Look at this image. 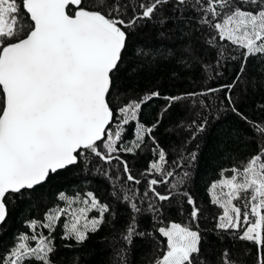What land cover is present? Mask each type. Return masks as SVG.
Masks as SVG:
<instances>
[{
    "label": "snow or ice",
    "instance_id": "snow-or-ice-1",
    "mask_svg": "<svg viewBox=\"0 0 264 264\" xmlns=\"http://www.w3.org/2000/svg\"><path fill=\"white\" fill-rule=\"evenodd\" d=\"M148 25L181 43L151 51L133 45V36ZM128 56L134 60L130 67ZM161 61L200 66L217 77L230 62L239 61V69L229 83L198 91L162 96L154 90L137 98L127 95H135L134 90L121 91L122 69L135 74ZM250 61L264 71V0H0V237L7 232L10 203L31 199L37 187L66 170L108 175L102 161L122 168L127 181L145 185L142 193L126 185H120L122 196L113 191L129 211L121 227L115 226L119 206L96 192H60L57 203L45 206L40 217L25 219L27 231L15 232L0 245V264H82L87 241L109 224L114 233L111 264H128L136 238L154 244L150 264H264V124L241 111L233 96L237 87H255V78L246 77ZM218 92H224L221 104L226 106L217 112L235 114L257 144L253 153L221 166L218 179L209 182V204L222 214L202 207L184 188L199 159L198 137L210 123L203 110L210 115L213 105L205 98ZM154 99L166 103L146 124L143 107ZM183 101L202 111L194 112L187 128L177 123L188 135L169 159L155 131L169 109ZM260 107L264 111V104ZM193 141L196 150L187 147ZM140 152L149 156L140 173L143 181L126 158ZM173 201L180 205L176 211L186 214V223H165L164 205ZM144 203L153 214L152 231L139 227ZM206 212H213L217 240L250 242L251 257L246 245L213 248L200 225ZM57 229L62 247L73 250L65 261L60 260Z\"/></svg>",
    "mask_w": 264,
    "mask_h": 264
},
{
    "label": "trees",
    "instance_id": "trees-1",
    "mask_svg": "<svg viewBox=\"0 0 264 264\" xmlns=\"http://www.w3.org/2000/svg\"><path fill=\"white\" fill-rule=\"evenodd\" d=\"M132 43L135 46H147L148 50L158 46L177 47L181 41L175 37L167 39L161 36L157 29L152 25L141 28L132 38ZM131 51V48L129 49ZM207 60H211L205 54ZM128 67L134 63L133 57L128 56ZM215 66H213L214 68ZM239 69V61L228 63L222 71V75L216 76L214 70L202 68L200 66H192L181 68L175 63L161 61L159 65L153 64L150 68H145L138 73H132L127 68L122 69L118 74L117 81L121 91L125 89L134 90L128 92L129 98H137L139 95L148 92L159 90L162 96L176 95L184 92L198 91L207 87H219L221 84L229 83ZM246 77L251 81L255 78V87L249 86L247 91H241L240 87L234 89L233 96L237 102V106L252 120L264 124V111L261 110V105L264 104V71L256 62L250 61ZM224 92L213 93L206 97L207 103L213 105L208 114L210 121L207 130L200 134L199 139V159L189 171H191V179L186 182L184 188L190 191L193 197L199 201L202 207L212 208L213 211H219L217 206L209 204L208 188L210 181L218 179L217 170L221 167H229L231 163L238 162L239 159L246 157L249 153H253L257 149V144L253 142L255 139L253 133L248 128V125L241 121L235 114L229 111H219L226 106L221 104ZM121 96V101L124 100ZM200 99V97H197ZM166 103L163 99H154L143 107L141 119L146 124H151L157 114L163 109ZM202 111L199 108H193L191 101H183L180 104L174 105L165 114L163 122L155 131V136L159 140L161 146L169 153V159L177 156L181 151L180 141L186 132H181L177 128V123L183 121L184 127L187 128L192 119L195 118L194 112ZM219 115V119L215 117ZM131 136V132H129ZM196 142H191L187 147L196 150L193 145ZM186 154V153H184ZM133 169V173L143 181L144 177L140 175L147 166L149 156L146 152H140L136 156L126 157ZM115 163V162H114ZM100 166L107 169L108 175H102L94 169L89 172L69 169L61 172L59 175L52 176L44 185L37 187L32 193L31 199L28 197L17 199L14 204L9 205L11 211L7 220V232L0 237V245L7 244L15 232L27 231L24 228V221L29 216L40 217L45 206H53L57 203V196L60 192L76 193L79 190H92L100 197L104 198L105 202H113V207L119 206V219L116 221V227H121L128 221L129 211L123 201L117 202L112 195L113 191H117L121 196L123 190L120 185H126L134 189H139V192L144 191L145 185H135L133 182L127 181L122 168L117 166H109L100 162ZM119 176V179L116 177ZM153 178V177H149ZM180 177H177L179 179ZM160 191H166L161 186ZM183 200L180 199V205ZM29 205H32L29 211ZM175 201L171 204L165 203L164 216L167 217L165 223L181 222L186 223V214L180 215L176 208L179 207ZM142 213L138 216L139 227L141 230H153V214L146 210L147 204H141ZM185 207H187L185 205ZM213 212H206L200 220L202 230L205 231V236L211 242L213 248L218 245L235 244L237 247L246 245L251 257L254 246L250 242L233 241L229 237L225 241H218L216 233L212 231L215 220L212 218ZM163 219V217H162ZM63 220V219H62ZM113 225L109 224L101 232L92 235L87 241L86 250L81 253L83 256L82 264H111L113 245ZM56 244L60 248V260L65 261L72 256V249L63 248L65 241L60 239V232L57 229ZM154 244L147 239L136 238L128 252V264H150L154 256ZM212 249H209L211 254Z\"/></svg>",
    "mask_w": 264,
    "mask_h": 264
},
{
    "label": "rangeland",
    "instance_id": "rangeland-1",
    "mask_svg": "<svg viewBox=\"0 0 264 264\" xmlns=\"http://www.w3.org/2000/svg\"><path fill=\"white\" fill-rule=\"evenodd\" d=\"M94 214H95V213H90V216H91V215H94ZM62 219H63V218H62Z\"/></svg>",
    "mask_w": 264,
    "mask_h": 264
}]
</instances>
